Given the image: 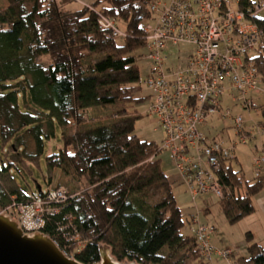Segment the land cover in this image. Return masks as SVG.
Segmentation results:
<instances>
[{
	"label": "trees",
	"instance_id": "trees-1",
	"mask_svg": "<svg viewBox=\"0 0 264 264\" xmlns=\"http://www.w3.org/2000/svg\"><path fill=\"white\" fill-rule=\"evenodd\" d=\"M74 1L6 0L0 10V145L14 142V162L0 160V177L15 164H36L57 125L62 146L44 164L76 179L79 191L46 204L49 212L38 232L81 264L98 263L101 246L120 263L207 264L195 239L183 233L191 221L185 222L173 183L161 169L159 145L134 135L141 116L126 109L140 89L133 53L144 46L141 30L151 20L150 0H96L70 10ZM97 12L123 24L120 44L99 27ZM254 23L264 33V18ZM248 59L264 85V46ZM19 97L23 104L28 97L33 110L20 111ZM108 108L120 110L106 123L85 128L98 121L92 110ZM233 159L221 162L223 196L216 199L229 225L253 214V199L264 189V172L255 178L251 169L247 180L232 169ZM45 193L30 197L0 182V209L43 200ZM247 239L252 240L249 233ZM247 251L249 258L235 264H264V248L252 243Z\"/></svg>",
	"mask_w": 264,
	"mask_h": 264
},
{
	"label": "built area",
	"instance_id": "built-area-1",
	"mask_svg": "<svg viewBox=\"0 0 264 264\" xmlns=\"http://www.w3.org/2000/svg\"><path fill=\"white\" fill-rule=\"evenodd\" d=\"M151 20L142 27L146 55L150 63L148 74L140 83L148 90L146 112L157 119L163 132L158 154L167 153L171 166L180 176L176 184L184 185L194 198L211 194L222 198L219 175L221 162L234 158L239 145L261 140L264 122L247 125L232 111L257 109L251 96L258 95L259 79L249 61L250 54L264 46V33L254 23L264 10V1L246 0H150ZM98 25L114 39H124L115 21L97 13ZM190 46L185 63L168 64L171 48ZM228 119L232 122L234 138L228 145L209 138L201 127L209 118ZM254 176L264 172V145L254 146ZM173 170V169H172ZM41 203L13 204L22 216L24 232H38L44 226L43 215L48 203H62L67 193L62 189L47 191ZM29 217V218H28ZM214 226L198 225L191 219V236L200 255L209 253L207 234ZM213 254L227 259L230 252ZM208 256V255H207ZM210 259V258H208Z\"/></svg>",
	"mask_w": 264,
	"mask_h": 264
},
{
	"label": "rangeland",
	"instance_id": "rangeland-1",
	"mask_svg": "<svg viewBox=\"0 0 264 264\" xmlns=\"http://www.w3.org/2000/svg\"><path fill=\"white\" fill-rule=\"evenodd\" d=\"M252 3L258 2V0H250ZM264 1V0H263ZM96 0H76L72 2L68 8L70 10H77L83 6L89 7L86 5H93ZM83 5V6H82ZM7 7L6 0H0V10ZM101 5L96 6V10L100 11ZM98 13V12H97ZM260 18H264V10L259 14ZM111 18V17H110ZM119 30H123L124 26L122 23L118 22L116 19L112 18ZM117 43L120 44V39H117ZM192 48L190 46H180L179 48H171L167 55H170V61L168 64L176 66V60H178L179 66L185 63L187 53L190 52ZM146 55V50L141 48L133 53V56H136L137 67L139 69V91L133 94V99L137 100L127 104L126 109L129 113L140 115L141 118L135 123V132L134 135L139 139L153 142L157 145H160L163 138V132L159 126L157 119L153 116H149L146 112L148 106V90L141 86V82L149 72L150 63L143 59ZM43 62L48 63V59L44 58ZM141 81V82H140ZM15 83H10L9 86H13ZM258 89L260 93L258 95H252L251 99L253 105L257 109V113L253 109L249 111H243L239 108H235L232 111L233 116H241L243 121L247 125L252 122H264V117L262 116L261 110H264V85L262 83L258 84ZM18 108L20 111L25 109L33 110V107L28 103V97H25V104L22 103L19 97ZM120 110L119 108H108V109H94L91 111V114L94 118H97V122L85 126V128H92L96 125L104 124L107 122L110 116L116 114ZM71 131V130H70ZM201 131L209 138H215L218 141L224 142L225 145H228V138H234V131L232 128V122L228 119H219L217 117L209 118L206 120L204 125L201 127ZM68 130L64 131L67 133ZM22 132L18 133V136ZM61 131L57 125L54 127V137L46 140L44 143L43 155L40 157L39 161L32 165L30 163H25L23 165L15 164V169H12L9 173L4 174L0 177V182L2 186L7 191L17 190L20 193L22 192L26 196L38 195L40 192L53 191L57 189H62L68 194H75L79 191V183L76 179H73L69 176H64L58 171H48L44 164V158L50 153H55L58 149L61 148ZM264 135L261 140L257 139L255 141H250L246 145H239L235 152L234 157L236 158L230 161V165L234 171H241L244 174V177L247 180L253 178L252 171L253 159L256 154L251 155V152L256 145L257 147L263 145ZM13 140L7 142L6 144L0 145V160L4 162H14L13 159ZM160 160V165L162 171L170 178L171 173L175 172L178 176L179 173L175 170L174 166H171L170 159L167 156V153H160L158 156ZM251 160V166H250ZM173 169V170H172ZM252 169V171H251ZM254 172V171H253ZM178 177L176 176V179ZM172 193L175 197L176 204L179 209L184 214V220H190L195 218L197 219L198 225L203 226H214V232L207 234V245L209 248H212V251L218 252H230L231 255H227V259L220 257L219 255L213 254L211 257V250L206 256H202L204 262L207 264H235L238 258L248 259L249 254L247 248L255 241L260 243V246L264 248V229L255 228L254 233L255 239H247V230L243 227L242 223H236L234 225H229L226 223L223 214L219 206L217 205V200L211 194L200 195L197 197H192L188 189L182 184H174L172 187ZM264 199V189L254 197L255 200ZM13 200V199H12ZM39 205L41 202L34 199L32 203ZM204 210H207L205 213ZM1 213L9 215L13 220H15L19 228H21L22 216L19 215L18 210H14L13 204L5 209H0ZM29 218V217H28ZM252 227V226H251ZM22 229V228H21ZM23 231V230H22ZM24 232V231H23ZM27 233V232H24ZM34 233V232H30ZM27 233V234H30ZM184 234H190L191 232L188 228V225L183 230ZM65 253V252H64ZM67 256L73 258V255ZM210 258V259H208ZM123 263V262H122Z\"/></svg>",
	"mask_w": 264,
	"mask_h": 264
},
{
	"label": "water",
	"instance_id": "water-1",
	"mask_svg": "<svg viewBox=\"0 0 264 264\" xmlns=\"http://www.w3.org/2000/svg\"><path fill=\"white\" fill-rule=\"evenodd\" d=\"M40 194V191H39ZM99 262L120 263L111 257L107 246L99 247ZM0 264H81L67 256L54 241L41 232L24 233L9 215L0 212Z\"/></svg>",
	"mask_w": 264,
	"mask_h": 264
},
{
	"label": "crops",
	"instance_id": "crops-1",
	"mask_svg": "<svg viewBox=\"0 0 264 264\" xmlns=\"http://www.w3.org/2000/svg\"><path fill=\"white\" fill-rule=\"evenodd\" d=\"M86 6H90V5L88 4ZM263 142H264V140H263ZM255 153H256V151L253 148L251 155H253ZM250 166H251V160H250ZM169 179L172 181L173 185L176 184L175 183L176 182V176L174 175V173H171V176ZM253 206H254L253 214L244 218L243 220H241L238 223H242L245 230H247V233H249L251 235V238L255 239L256 233H254L255 232L254 227L257 229L258 228H260L262 230L264 229V199L260 198V200H255V201L253 200ZM190 221H191V217H190ZM255 243L260 245V243L257 241H255Z\"/></svg>",
	"mask_w": 264,
	"mask_h": 264
}]
</instances>
